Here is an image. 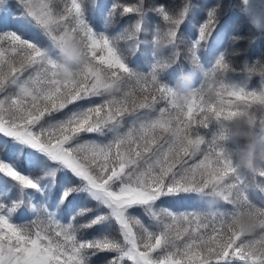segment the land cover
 I'll return each instance as SVG.
<instances>
[{
	"label": "snow or ice",
	"instance_id": "6c2138e0",
	"mask_svg": "<svg viewBox=\"0 0 264 264\" xmlns=\"http://www.w3.org/2000/svg\"><path fill=\"white\" fill-rule=\"evenodd\" d=\"M96 3L16 0L17 15L11 0H0V135L7 138L0 140V264H95L101 253L110 257L104 264H264V249H246L228 227L238 204L257 205L256 189L264 207V173L241 175L217 144L212 120L235 115L242 104L264 103V95L226 83L224 75L214 85V101L194 94L186 106H177L173 89L160 78L167 65L155 51L147 72L131 66L149 11L144 0L113 3L106 15L103 0ZM93 11L112 27L127 14L133 20L108 35L94 31ZM151 11L163 23L155 30L163 29L172 46L179 43L186 7L171 13L157 4ZM213 21L209 12L201 40ZM27 27L41 30L46 40L29 38ZM72 35L85 43L84 60L75 78L60 81L56 64L44 55L55 56L53 42ZM188 58L203 78L230 71L223 57L204 70L195 45ZM243 71L246 78L264 77V64L245 65ZM93 97L101 102L64 111ZM34 167L43 175H31ZM57 172L66 179L54 207L63 213L69 198L83 197L66 223L49 207L32 203L33 194L47 198L54 190ZM209 188L230 207L209 213L158 207L161 198L188 199ZM12 191L18 192L15 199ZM26 204L34 218L13 222ZM136 208L148 224L134 214ZM94 227L100 231L85 238Z\"/></svg>",
	"mask_w": 264,
	"mask_h": 264
},
{
	"label": "clouds",
	"instance_id": "9594fccd",
	"mask_svg": "<svg viewBox=\"0 0 264 264\" xmlns=\"http://www.w3.org/2000/svg\"><path fill=\"white\" fill-rule=\"evenodd\" d=\"M154 51L157 57L167 65V71L174 63V56H164L160 53L164 48L171 46L165 31H153ZM178 44V43H177ZM55 56L49 57L45 52L44 59H52L56 64L55 78L60 81L71 80L79 73L84 60L85 43L79 35H72L63 40L53 42ZM190 71L181 73L173 89V100L179 107H184L194 94L203 97L205 103L215 100L214 85L225 75L217 71L215 77L209 75L203 78L200 67L188 58ZM260 77L259 87L253 89L264 95V77ZM197 80L199 83L197 84ZM236 114L226 116L214 122L213 131L217 144L227 151L234 166L241 175H259L264 173V103L255 105L242 104L237 106ZM199 197L207 199L211 204L223 202L217 193L209 188L207 191H198ZM231 232L238 233L241 243L246 249H264V207L260 205H237V214L228 220Z\"/></svg>",
	"mask_w": 264,
	"mask_h": 264
},
{
	"label": "trees",
	"instance_id": "16d2710c",
	"mask_svg": "<svg viewBox=\"0 0 264 264\" xmlns=\"http://www.w3.org/2000/svg\"><path fill=\"white\" fill-rule=\"evenodd\" d=\"M13 1L16 0H11V11L17 15L20 14L19 12V8L17 7V5L15 3H13ZM100 0H98L99 2ZM196 1V2H195ZM144 0L145 2V8L149 9V11H146L143 15V19L144 22L142 24V28L145 29L144 31H142L141 33L138 34V39L139 41H141V43L138 45V49L136 51L135 54H130V61H131V66L136 68L139 71H143L141 69V64H142V59L144 57H146L148 54H146L145 56H139L140 53L144 52L145 49V45H144V41H147L148 39H150L151 33L154 30L150 25L146 24V20L150 19L153 17V15L155 14L157 18H159L160 16L157 15L156 12L151 11V9L153 8L154 5L157 4H162L164 5L165 9L171 13H175L178 10H180L181 8H183L184 3L185 2H191L194 3L195 7L202 9V11L204 12L203 15H208L209 12H212L214 15L216 14L213 10H211L209 7H207L204 2H202V0ZM123 3V2H122ZM214 10H216V6H220L219 3L215 2L214 3ZM99 7V4L96 6ZM219 11V9H218ZM126 17H131V19L133 20V16L132 14H127L123 17H119V20H122L126 23V25H128L130 22H132V20L127 19ZM90 23V22H89ZM195 22H193L191 24V18L190 16H187L186 14L184 15V19L182 20L181 24L179 25L178 29H177V36L178 39L180 36H183L182 40L176 44L175 46H168L166 48L163 49V51L161 52V55L164 56H174L175 57V63L172 66H181L183 67L184 65H186L187 67L190 68V65L188 63V49L191 48V38L194 33H195ZM191 25V26H190ZM102 26V22H98V27ZM116 26V25H115ZM114 26V27H115ZM160 27H163V23L162 21L160 22ZM32 28V27H29ZM40 30H35V35L39 36L40 35ZM242 37H235L232 39L231 41V46H230V51L225 52L224 54V60L225 62H227L229 64V75H231V73L235 74L234 77L236 78H241L242 75H245L244 73V65H243V60H246V65L247 66H251L255 63H260V64H264V40H259V48L258 51L257 49H254V45L253 43H251V37H250V31L249 28L246 27L243 31L238 32ZM41 40H45L43 38H40ZM259 76L258 75H253L250 78H247L246 82H253L255 83V88L259 87ZM101 100H99L98 102H94L92 104L95 103H100ZM197 158H200L199 156ZM36 172H39L40 170H35ZM62 176L63 179H66L65 175L62 173L60 175H58V177ZM70 176V174H69ZM72 182L74 183L75 180L72 179ZM255 198V201L257 203V205H260L262 200V194L261 192L256 189L255 191H253L252 194V198ZM63 209H65L66 204H64ZM158 207H164L162 206V204L158 203ZM137 214L135 215H144L143 210L138 208L136 209ZM74 214V213H72ZM71 216V215H70ZM149 223V220H147V223ZM104 264V262L102 263Z\"/></svg>",
	"mask_w": 264,
	"mask_h": 264
},
{
	"label": "rangeland",
	"instance_id": "374dc122",
	"mask_svg": "<svg viewBox=\"0 0 264 264\" xmlns=\"http://www.w3.org/2000/svg\"><path fill=\"white\" fill-rule=\"evenodd\" d=\"M220 3V0H217ZM231 2L230 9L233 10V14H235L232 17L237 18V24H239L240 30H244L246 27L249 28L250 31V37H251V43L254 45V49L258 51L259 48V40H264V0H228ZM136 3L138 0H121L120 3ZM13 3H16V1H13ZM193 3L191 2H185L184 8L188 9L190 5ZM232 7V8H231ZM103 22H105L103 20ZM153 20L149 19V25L152 27ZM106 24V22H105ZM35 30H38L36 27L28 28L26 30V35H28L29 38H43L46 40L45 37H43L42 33H40L39 36H34ZM41 32V30H40ZM246 87V86H245ZM253 89V88H251ZM255 89V87H254ZM87 107L89 106V100H83L77 102L75 105H69L67 109H65V112H68L70 110H73L75 107ZM162 106V104L160 105ZM87 139H98V137H95L94 135L88 134L85 136ZM7 139L2 137L0 135V140ZM34 152V150H31ZM52 163V162H49ZM40 170V172H35L34 170V176H42L43 175V169L42 168H35ZM60 172H57V174ZM57 176V175H56ZM72 179L75 180V183H78V179L72 177ZM64 182V180L59 181L57 176V184L55 188L58 189V193L55 192L54 196L52 194H49L47 198L38 196V194H33L32 196V203H35L37 207L39 208L41 205L44 207H49L50 211H55L58 216H61L62 222H67V220L64 219L67 215L63 212L61 213L58 208L54 207V205L57 202L58 195L61 194V187L60 185ZM1 184V182H0ZM31 191V190H29ZM26 195H30L29 193H25ZM161 201L166 204L167 208H169L172 211H197V212H215L217 210H223L229 208L228 205L225 203H220L218 207L214 208V205L211 204L207 199L195 196L193 195L191 198L188 199H170V198H161ZM83 203V197L79 195H74L73 197L69 198L66 201V210L67 214L73 212V209H78V206ZM92 206H94V202H91ZM30 213L26 211L25 208H23L21 211L17 213L16 216L13 217V222L16 223H23L27 220H30L34 218L35 213L33 211L28 210ZM100 229L96 228L95 230H92L91 232L87 233L85 235V238H92L97 232H99ZM108 258L106 254L101 253L98 256L94 257L95 264H99L100 262H104L105 259Z\"/></svg>",
	"mask_w": 264,
	"mask_h": 264
}]
</instances>
